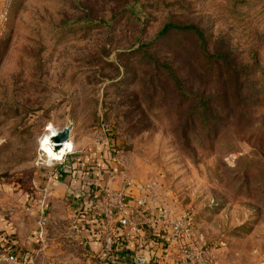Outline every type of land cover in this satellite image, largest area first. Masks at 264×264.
<instances>
[{
    "label": "rangeland",
    "instance_id": "rangeland-1",
    "mask_svg": "<svg viewBox=\"0 0 264 264\" xmlns=\"http://www.w3.org/2000/svg\"><path fill=\"white\" fill-rule=\"evenodd\" d=\"M3 7L2 243L26 264L132 259L90 256L88 196L57 178L73 157L91 161L77 171L97 213L127 193L190 218L216 264H264V0H13L5 24ZM168 23L198 27L224 61L190 34L156 41ZM49 125L72 127L59 161L40 142Z\"/></svg>",
    "mask_w": 264,
    "mask_h": 264
},
{
    "label": "built area",
    "instance_id": "built-area-1",
    "mask_svg": "<svg viewBox=\"0 0 264 264\" xmlns=\"http://www.w3.org/2000/svg\"><path fill=\"white\" fill-rule=\"evenodd\" d=\"M3 1L2 20L5 24L13 0ZM128 185L131 186V183ZM88 190L86 196L92 214L86 221L89 231H93L95 236L100 234L95 232L103 229L99 240L102 245V258L107 254L129 250L147 251L152 255L150 264H216L212 249L206 243L205 237L198 234L190 218L175 219L167 210L152 213L146 208L144 200H133L127 193L109 194L104 200L105 209L97 213L98 204L95 201L102 198L101 193L97 195L90 188ZM137 215H140L141 224L133 227V220ZM132 232L137 233L135 238L132 237ZM0 264L26 263L19 260L18 253L12 246H0Z\"/></svg>",
    "mask_w": 264,
    "mask_h": 264
},
{
    "label": "crops",
    "instance_id": "crops-1",
    "mask_svg": "<svg viewBox=\"0 0 264 264\" xmlns=\"http://www.w3.org/2000/svg\"><path fill=\"white\" fill-rule=\"evenodd\" d=\"M81 160H82V158L73 159V157H71L70 162L68 164L64 165V167L61 169L62 172L58 173L57 178L59 180V179H62V178L65 177L67 179V181H69V180H71V182L72 181H76V183H75L76 186H77L76 188L77 189L79 188L78 190L80 191V194H82L84 196L83 198H85L86 193L83 194V192H82V190L80 189V186H79L80 185V178L79 177H80L81 174L79 173V170L77 171V168L78 169L82 168L81 170L85 171V167L90 166L92 164L90 163L91 162L90 159H87V161H89L88 164L85 163V162L84 163H80L79 161H81ZM74 161L76 163H73ZM99 165L102 168L101 170L104 171L105 167H102V165L100 163H99ZM69 169H70V171H68ZM96 169L98 170V168H96ZM90 174L91 173L88 172L87 173V177L88 176L90 177ZM99 176L101 178V175H99ZM65 183H66V180H65ZM87 224H88V222L85 221V223H84L85 228L88 229V231H89V228H88ZM5 235L7 236V233H5L4 228L1 227V225H0V243H2L1 240L3 241V238H5ZM86 236H87V238H86L87 239V247L89 248L88 250H89L90 256L99 258L101 256V254H102V245H101V243L99 242V239H98L99 236H95L94 234H90L89 232H88V234H86ZM30 245H31V242L29 241L27 243V245H26V248H29ZM2 246L4 247L5 244L4 245L2 244ZM16 251L18 253L19 260L23 263L24 260H25V257L27 255H29V253H25V252L21 251V249H17Z\"/></svg>",
    "mask_w": 264,
    "mask_h": 264
},
{
    "label": "trees",
    "instance_id": "trees-1",
    "mask_svg": "<svg viewBox=\"0 0 264 264\" xmlns=\"http://www.w3.org/2000/svg\"><path fill=\"white\" fill-rule=\"evenodd\" d=\"M138 11H135V7H131L130 8V13L132 15H136ZM181 33L183 35H187V34H190L192 35L193 37H195L197 39V41H199L200 43V47H201V52H199V55H203L205 57H207L208 59H213V60H217V62H213L214 64H220L223 60V57H221L222 55H219L218 53L214 54V55H209L207 50H206V38L204 36V33L203 31H201L198 27L196 26H179V25H175V24H172V23H168L164 29L161 31V33L158 35L156 41L160 40V39H165L169 34L171 33ZM155 41V42H156ZM222 59V60H220ZM219 69H221V66H219ZM244 73V71H241L240 74ZM241 76V75H240ZM239 77H236V80H238ZM90 191H93L92 189H94L93 186H90ZM1 242H3L1 240ZM2 244L5 247L8 248V244H6L5 242L4 243H0V246H2Z\"/></svg>",
    "mask_w": 264,
    "mask_h": 264
},
{
    "label": "water",
    "instance_id": "water-1",
    "mask_svg": "<svg viewBox=\"0 0 264 264\" xmlns=\"http://www.w3.org/2000/svg\"><path fill=\"white\" fill-rule=\"evenodd\" d=\"M68 128L72 129L71 126ZM70 133L71 131H65L64 129L62 132H59L56 136L52 137V142L56 145V150H59L61 144L70 141ZM109 256L112 255L107 254L106 257ZM129 256H131L132 259L126 264H150L152 259V256L147 251L131 252Z\"/></svg>",
    "mask_w": 264,
    "mask_h": 264
},
{
    "label": "clouds",
    "instance_id": "clouds-1",
    "mask_svg": "<svg viewBox=\"0 0 264 264\" xmlns=\"http://www.w3.org/2000/svg\"><path fill=\"white\" fill-rule=\"evenodd\" d=\"M71 131L70 128L65 129V131ZM48 133L49 135H45L44 137L41 138V144L42 146H44L45 151L48 153L49 156L53 155V146L52 144H50V140L52 137L56 136L58 134L57 130L52 126L49 125L48 126ZM60 148L67 150V151H71L73 148V145L71 144V142H66L60 145Z\"/></svg>",
    "mask_w": 264,
    "mask_h": 264
},
{
    "label": "bare ground",
    "instance_id": "bare-ground-1",
    "mask_svg": "<svg viewBox=\"0 0 264 264\" xmlns=\"http://www.w3.org/2000/svg\"><path fill=\"white\" fill-rule=\"evenodd\" d=\"M52 139V138H51ZM69 142V141H68ZM52 146H53V155L52 156H49V158L53 161H59V160H62V158L67 155V150H64L62 148H59V150H56V145L51 142ZM59 151V152H58Z\"/></svg>",
    "mask_w": 264,
    "mask_h": 264
},
{
    "label": "flooded vegetation",
    "instance_id": "flooded-vegetation-1",
    "mask_svg": "<svg viewBox=\"0 0 264 264\" xmlns=\"http://www.w3.org/2000/svg\"><path fill=\"white\" fill-rule=\"evenodd\" d=\"M121 252H122V251H120V252H117V253H118V254H121ZM123 259H125V257H124V258H122L120 261H123ZM121 263H122V262H121Z\"/></svg>",
    "mask_w": 264,
    "mask_h": 264
}]
</instances>
